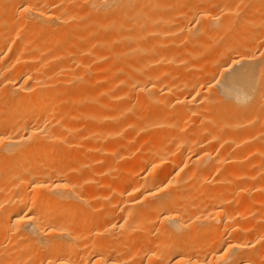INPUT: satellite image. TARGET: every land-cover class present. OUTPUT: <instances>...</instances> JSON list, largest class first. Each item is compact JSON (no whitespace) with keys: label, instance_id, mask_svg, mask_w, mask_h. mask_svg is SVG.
I'll use <instances>...</instances> for the list:
<instances>
[{"label":"bare ground","instance_id":"bare-ground-1","mask_svg":"<svg viewBox=\"0 0 264 264\" xmlns=\"http://www.w3.org/2000/svg\"><path fill=\"white\" fill-rule=\"evenodd\" d=\"M0 264H264V0H0Z\"/></svg>","mask_w":264,"mask_h":264}]
</instances>
